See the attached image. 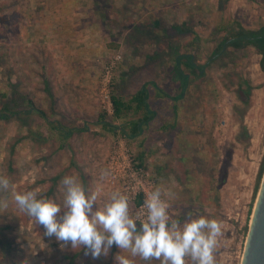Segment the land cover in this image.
Here are the masks:
<instances>
[{
    "label": "rangeland",
    "instance_id": "1",
    "mask_svg": "<svg viewBox=\"0 0 264 264\" xmlns=\"http://www.w3.org/2000/svg\"><path fill=\"white\" fill-rule=\"evenodd\" d=\"M112 1L104 0L105 12L93 0L80 8L51 4L55 16L41 20L42 6L31 8L32 17L28 0H0V109L10 107L1 112L9 118H0V176L17 192L39 189L38 198L60 203L62 178L76 175L102 200L125 192L133 214L138 181L149 191L162 185L181 216L199 210L221 221L216 264H240L264 166V73L261 56L227 47L220 29L232 22L264 27V0H195L175 15ZM183 53L201 70L176 102L147 87L156 116L142 137L126 141L101 128L99 114H112L111 95L128 100L153 82L174 96L173 58ZM21 96L51 124L26 113ZM59 127L71 136L64 139ZM4 195L0 264H115V246L98 260L83 248H61Z\"/></svg>",
    "mask_w": 264,
    "mask_h": 264
},
{
    "label": "clouds",
    "instance_id": "2",
    "mask_svg": "<svg viewBox=\"0 0 264 264\" xmlns=\"http://www.w3.org/2000/svg\"><path fill=\"white\" fill-rule=\"evenodd\" d=\"M61 184L63 199L58 203L38 198L39 189L17 192L9 177L0 176V207L9 206L4 194L10 192L16 209L42 226L45 236L55 237L61 248H83L93 260L108 258L115 246V264H216L221 221L199 210L181 216L173 211L162 185L146 193L143 214H133L129 196L119 189L102 200L99 189H86L76 175L64 176Z\"/></svg>",
    "mask_w": 264,
    "mask_h": 264
},
{
    "label": "trees",
    "instance_id": "3",
    "mask_svg": "<svg viewBox=\"0 0 264 264\" xmlns=\"http://www.w3.org/2000/svg\"><path fill=\"white\" fill-rule=\"evenodd\" d=\"M93 2L96 6L95 9L97 12L106 11L104 8V0H93ZM32 14L33 13H29L28 15L33 17ZM220 30L225 34L224 41L227 47H232L234 49L252 47L261 56L259 66L261 71L264 73V27H261L256 31L246 30L241 25L232 22L226 23ZM173 62L174 65L171 72V81L175 86L174 96L163 93L162 90L153 82L143 84L128 100H124L118 95H111L110 100L112 114L111 117H108L105 112L99 114L97 123L101 125V128L104 131L113 134V136L120 134L126 141L138 138L142 132H144V128L148 127L150 122H152L156 116V112L148 104L147 87L149 85L156 91L157 97L169 98L175 102L181 99L186 94L188 89L190 75H196L195 70L199 71L201 70V67L194 64L193 55L188 53L176 55L173 58ZM20 98L27 104L26 110L28 111H26V113L36 112L45 120L47 124H51L45 117L44 113L34 107L31 100L23 96ZM9 109V105H2L0 109V118L8 119L9 117L7 115H1V112ZM109 118H111V121ZM112 121L119 122V125H113ZM58 133L64 139H67L72 134L70 130H66L63 127H59ZM263 170L261 172V177ZM141 200L142 197L140 195L135 205H139Z\"/></svg>",
    "mask_w": 264,
    "mask_h": 264
},
{
    "label": "crops",
    "instance_id": "4",
    "mask_svg": "<svg viewBox=\"0 0 264 264\" xmlns=\"http://www.w3.org/2000/svg\"><path fill=\"white\" fill-rule=\"evenodd\" d=\"M86 1H88V0H28V5H31V7H28V8H29V13H33V12H31V8H32V10H38L37 8L39 6H42L41 7V9H42L41 14H44V15L41 16L39 19L42 20L44 18L46 20V18H49V17H45V16H50V17L55 16V14L53 12H49V6L51 4L55 6L53 9H55L57 7L66 9V7L69 5H71L73 7L80 8V6ZM117 1H118V3L121 1L122 6H125L127 4L128 5H135V6L136 5L142 6V8H144V10H145V13H147V11H151V12L156 13V12L160 11L161 8L163 7V8H165V10H164L165 14H172V15H175L176 12L179 13V11H180V13H182L181 9L183 7V4H185V6H192V7H195L196 4H198V3H195V0H117ZM111 2H112V5L115 4L112 0H111ZM33 5L35 7H32ZM82 10L83 9L78 10L79 13H77L76 15L82 16ZM192 13H194V12L191 11L188 14L191 15ZM62 17H63V15L60 18H62ZM147 128L148 127L144 128V132H146ZM144 132H142V134L139 137H142V135H144ZM139 161L141 163L144 162L142 159Z\"/></svg>",
    "mask_w": 264,
    "mask_h": 264
},
{
    "label": "water",
    "instance_id": "5",
    "mask_svg": "<svg viewBox=\"0 0 264 264\" xmlns=\"http://www.w3.org/2000/svg\"><path fill=\"white\" fill-rule=\"evenodd\" d=\"M240 264H264V170L250 216Z\"/></svg>",
    "mask_w": 264,
    "mask_h": 264
},
{
    "label": "built area",
    "instance_id": "6",
    "mask_svg": "<svg viewBox=\"0 0 264 264\" xmlns=\"http://www.w3.org/2000/svg\"><path fill=\"white\" fill-rule=\"evenodd\" d=\"M110 107H111V100L109 99L108 101ZM138 186H139V191H137V193L135 192L134 193V198L137 202L139 196L141 195L142 197V200H141V203L139 205H135V212H140L141 214H143L144 212V209H143V203H144V200H145V196H146V193L149 192L148 189H146L145 185L143 184V182L141 180L138 181ZM137 223L139 224V220H137Z\"/></svg>",
    "mask_w": 264,
    "mask_h": 264
}]
</instances>
